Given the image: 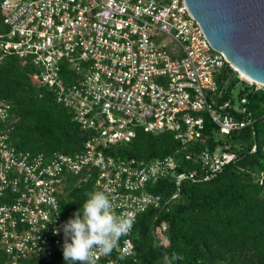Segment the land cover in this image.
<instances>
[{"label":"built area","instance_id":"obj_1","mask_svg":"<svg viewBox=\"0 0 264 264\" xmlns=\"http://www.w3.org/2000/svg\"><path fill=\"white\" fill-rule=\"evenodd\" d=\"M0 12L7 28L0 62L12 55L30 60L37 83L89 134L75 154L20 151L11 137V104L0 100V264H61L63 232L53 230L66 221L58 197L72 178L93 180L127 223L110 252L91 251L95 264L136 261L138 218L164 202L156 185L214 178L236 159L228 136L254 123L246 98L223 96L218 104L227 58L211 46L186 0H0ZM238 79L243 89L264 92L263 84L240 73ZM207 118L218 145L186 156L201 173H181L175 155L110 153L131 143L137 129L174 133L187 147L205 138ZM167 231L165 221L153 231L164 249Z\"/></svg>","mask_w":264,"mask_h":264},{"label":"trees","instance_id":"obj_2","mask_svg":"<svg viewBox=\"0 0 264 264\" xmlns=\"http://www.w3.org/2000/svg\"><path fill=\"white\" fill-rule=\"evenodd\" d=\"M6 31L0 12V34ZM228 71L234 72L224 68L219 78L224 100L246 98L254 119L252 126L227 138L236 159L208 181L185 180L179 187L174 182H159L153 192L162 195L164 202L139 216L133 235L136 261L118 257L121 263L264 264V92L241 88L235 96L233 89L240 80L229 85ZM35 75L30 60L12 55L0 62V100L12 107L14 145L20 151L44 155L81 151L89 134L69 109L57 103L52 90L37 83ZM216 130L207 118L205 138L185 147L174 133L137 129L131 143L110 153L147 160L175 155L181 173H201L198 162L186 156L207 147L214 150L219 142ZM92 191L93 180L78 183L70 179L58 197L63 218L71 217ZM164 221L170 238L165 249L153 235L155 226ZM59 260L64 264L62 249Z\"/></svg>","mask_w":264,"mask_h":264},{"label":"water","instance_id":"obj_3","mask_svg":"<svg viewBox=\"0 0 264 264\" xmlns=\"http://www.w3.org/2000/svg\"><path fill=\"white\" fill-rule=\"evenodd\" d=\"M211 46L239 73L264 85V0H186ZM224 91L218 96L220 105Z\"/></svg>","mask_w":264,"mask_h":264},{"label":"clouds","instance_id":"obj_4","mask_svg":"<svg viewBox=\"0 0 264 264\" xmlns=\"http://www.w3.org/2000/svg\"><path fill=\"white\" fill-rule=\"evenodd\" d=\"M112 202L104 191L88 194L82 206L53 231L63 232L62 256L64 264H95L90 253L111 251L115 240L126 229L123 218L113 215Z\"/></svg>","mask_w":264,"mask_h":264},{"label":"rangeland","instance_id":"obj_5","mask_svg":"<svg viewBox=\"0 0 264 264\" xmlns=\"http://www.w3.org/2000/svg\"><path fill=\"white\" fill-rule=\"evenodd\" d=\"M233 73H231L230 71L227 72V76H228V80L231 79V76H232ZM243 87L242 83L241 82H238V84L234 87L233 89V93L234 95L236 96L239 92V90Z\"/></svg>","mask_w":264,"mask_h":264},{"label":"bare ground","instance_id":"obj_6","mask_svg":"<svg viewBox=\"0 0 264 264\" xmlns=\"http://www.w3.org/2000/svg\"><path fill=\"white\" fill-rule=\"evenodd\" d=\"M244 76V75H243ZM245 77V76H244ZM247 78V77H246Z\"/></svg>","mask_w":264,"mask_h":264}]
</instances>
